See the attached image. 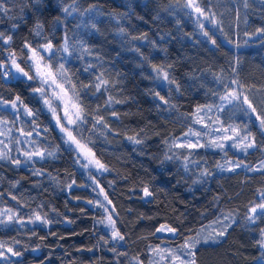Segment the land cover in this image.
<instances>
[{
    "label": "trees",
    "instance_id": "16d2710c",
    "mask_svg": "<svg viewBox=\"0 0 264 264\" xmlns=\"http://www.w3.org/2000/svg\"><path fill=\"white\" fill-rule=\"evenodd\" d=\"M6 2L10 11L0 14V31L11 34L13 40L10 48L0 44V58L12 49L19 53L26 39L43 42L32 31L37 20L43 23L46 36L55 37L53 42L57 45L62 42L67 25L70 42L83 38L101 57L99 61L95 55L84 59L71 57L66 67L72 82L79 88L80 84L93 81L100 72L117 82L116 87H110L107 92L89 89L83 97L92 116H104L108 125L84 134L90 137L93 143L89 146L109 169L100 175H92L112 201L118 213L117 226L125 240L110 241L107 245L102 242L101 238L107 239L110 233L96 223L103 218L99 208L88 203L94 200L93 181L88 172L74 165V154L63 151L60 134L51 123L50 115L43 111L36 122L41 128H49L47 143L61 145L57 157L19 168L0 162V210L11 209L25 221L23 225L0 226V241L9 244L13 239L20 241L15 247L24 252L19 258L21 264H39L40 260L45 264H135L133 258L137 256L143 264H150L149 246L175 247L185 237L196 235L200 229L211 226L229 213L236 223L218 241L197 245L196 264H256L254 258L262 251L256 244L260 238L258 229L264 227V222L257 221L256 226H248L244 217L252 203H259L258 191H264V172L221 171L216 165L223 162L225 156H236L250 165L263 160L264 136L258 127L251 126L257 147L239 156L232 150L223 154L206 147L177 148L178 153H174L172 142L192 125L191 115L196 107L213 99L215 83L210 73L238 78L247 87L264 90V44L252 40L237 48L217 35L209 34L216 39L217 47L208 38L195 34L183 16L175 14L176 0H78L79 7L97 5L104 13L98 17L99 33L89 32L88 35H84V29L75 27L78 21L72 17L63 18L60 12L63 5L58 0H42L39 10L31 7L32 0ZM70 2L64 0L65 4ZM243 10L251 30L264 27V10L258 3L248 9L243 6ZM122 13L129 15L119 25L109 19V14ZM57 16L63 20L59 26L54 24ZM13 24L17 25L15 29ZM120 26L127 29V38L117 35L116 29ZM142 33H147L149 41L155 40L159 47L154 49L148 42L131 41V36ZM135 47L150 58V64L164 65L170 77L180 85V91H175V85H172L173 91L169 92L163 84L149 79L154 73L150 64H142L138 54L131 50ZM88 64L96 65L95 69L85 72ZM169 64L171 69L166 67ZM232 67H236L235 74ZM36 86L31 84V87ZM157 91L175 107L169 108L158 97L154 98L151 93ZM17 94L34 111L41 108L30 94L28 83L0 81V96L10 100ZM109 95L125 102L105 109ZM112 111L118 116L113 117ZM0 115L9 121L13 119L10 111L0 112ZM30 119L21 122V127L27 131L31 130ZM87 127L91 128V121ZM16 134L14 128L13 139ZM44 136L41 133L35 139ZM129 136H136L143 143L135 144L128 140ZM12 149L14 151L15 147ZM186 152L191 157L189 164L182 160L187 156ZM166 155L173 159L165 160ZM33 168L40 169L45 175L34 176ZM204 169L211 172V176L201 177ZM73 180L75 186L69 189L67 185ZM145 185L153 192L147 199L142 198ZM36 210L47 213L48 219L54 222L50 225L29 223L28 217ZM161 224L177 228L180 235L175 238L159 233L152 235ZM37 245L39 250L31 251ZM113 248L115 252L111 250ZM117 253L125 255L118 256Z\"/></svg>",
    "mask_w": 264,
    "mask_h": 264
},
{
    "label": "snow or ice",
    "instance_id": "6c2138e0",
    "mask_svg": "<svg viewBox=\"0 0 264 264\" xmlns=\"http://www.w3.org/2000/svg\"><path fill=\"white\" fill-rule=\"evenodd\" d=\"M210 2V0H209ZM42 0H32L31 7L39 10V5ZM60 5V12L64 19L72 17L73 20L78 21L75 25L78 29H84V35H88L89 32L99 33V28L97 27L98 17L104 15L97 5H88L87 7L81 8L78 6V0H71L70 3L65 4L64 0H58ZM178 6H180L186 16H195V23L198 30L203 36L208 38L213 45H217L216 39L209 35L206 28L205 21L208 24L213 25L214 28L223 33V28L221 22L216 19V14L212 11L210 7L202 6V0H176ZM259 4L260 9L264 10V0H244L243 6L248 9L255 4ZM10 9L7 6L6 0H0V14H7ZM129 13L122 14H109L110 20H115L119 25L120 21L124 19ZM237 19H239V10H237ZM63 23L61 16L55 17L54 24L59 26ZM180 21L177 20V24ZM245 23H247V17H245ZM17 25L13 24L12 28L15 29ZM35 37L40 38L43 42H31L27 39L24 40L19 53L15 49L8 52L7 56L0 58V81L9 83L12 81L25 82L30 86V94L34 97L35 102L41 105V108L35 111L28 106L21 99V96L17 94L13 99H4L0 96V112L12 113L13 119L9 121L0 115V126L12 125L15 127L17 121L21 118L27 119L31 127L30 131H25L24 127L16 128L19 133V137L16 138L15 143L17 145L16 151L19 153L18 156L13 157L12 149L4 144V141L0 140V162H5L9 165L16 166L17 168L29 165H34L38 161H46L48 158H56L58 153L61 151V145H52L47 143L46 134L49 132V128H41L36 122L38 114L47 111L51 117V123L54 125L56 131H58L59 139L64 146L63 151L69 154H74L73 163L82 169H87L89 171V178L98 187V181H96L95 176L92 175V170L95 169L98 173L109 171L105 164H103L99 159H97L95 152H93L92 140L89 136H85V131L91 132L92 130L103 125L105 128L108 125L105 122L104 116L97 115L92 116V113L88 111V108L84 102L83 97L87 95L89 89H95V92H107L110 87H116L117 82L111 81L105 78L103 72L98 73L93 81L88 84H80L79 88L76 83L72 82V76L69 74V70L66 67V63L70 61V58L74 55L77 59H84L85 56H96L99 61L101 57L96 52V50L88 45L86 40L83 38L70 42L69 35L67 32V25H65V32L62 38V42L57 45L53 41L54 36L44 34V25L42 22L37 20L33 29ZM116 33L122 39L128 37V31L126 28L120 26L116 29ZM214 35V34H213ZM245 36H256L264 38V27L257 28L255 32L248 33L245 32ZM161 40L164 39L163 36L160 37ZM13 36L11 34H5L0 31V44L4 45L5 48L11 47V42ZM131 41H145L151 44L155 49L159 46L155 40L149 41L147 33H142L139 36H131ZM227 43H233L239 48V44L231 39L226 40ZM245 44L248 43L247 40L244 41ZM135 51L141 58V63H149L150 58L145 56L143 52L140 51L139 47L131 49ZM163 50V49H161ZM238 63V61H237ZM96 65L88 64L85 68V72L95 69ZM151 70L154 75L148 77L149 79L163 84L168 88L169 92L173 91L172 85H175V91H180V85L176 82L174 78H171L169 71L166 70L164 65L150 64ZM167 69H171L172 65L166 66ZM223 72V69L221 70ZM232 73H236V67H232ZM214 75V79L221 84L224 91L223 93L212 92V96L215 97L219 103L208 104V105H198L195 109L194 115L197 117L195 123L203 124L206 129L210 131L205 132L204 135H209L211 138L207 145H202L197 143H174L173 147L195 149L198 147H215L221 151H225L226 148L236 149L242 154H246L250 149H255L257 147L256 139L252 134L249 125L258 127L260 134L264 136V113L258 112L257 108L253 105L252 100L247 94L250 89L246 85L242 84L238 78L229 79L227 83H224L225 77L223 75ZM35 83L36 87H31V84ZM154 98L158 97L159 101L163 102L164 105H168L169 108H174L175 105L171 104L169 99L165 96L160 95V92L151 93ZM125 101L117 100L113 96H107L105 100V109L109 108L113 104L124 103ZM160 105L158 104V107ZM100 106H97L96 111H99ZM235 109L244 116L248 117V122L241 127L239 124H228L225 126V122L219 118L211 120L208 117V123H205L204 117L208 114L215 112L217 114H223L225 111ZM112 116L117 117L118 114L112 111ZM235 114V113H233ZM91 121V128L89 129L87 125ZM211 125H216L217 127L212 128ZM12 132V127H8L7 131H0V136H8ZM41 133L45 136L38 140L34 139L35 136H41ZM185 137L195 136L200 138V132H193L190 128L187 133L184 134ZM21 137L23 140H21ZM129 141L135 144L143 143L142 140L138 139L136 136H129ZM24 143L29 146L28 150L20 148L19 145ZM173 159L172 156H165V160ZM185 161H188V156H184ZM161 163H164L162 160ZM229 172H235L237 169H244L248 172H264V161H261L258 167H251L246 165L242 160H229L226 162ZM187 168V164H185ZM217 169L221 171L225 169L224 164H217ZM32 174L34 176L45 175L40 169L33 168ZM211 176V172L204 169L201 172V177ZM54 179V178H53ZM16 183H19L17 181ZM15 186V185H13ZM75 186V181L68 184L67 187L71 189ZM97 187H93V191H97ZM143 197L148 198L153 196V192L149 189L147 185L142 188ZM99 193H103V200L96 199L95 201H88L89 204H94L97 208L103 210V218L96 221V223L103 225L105 230L109 232L107 239L101 238L102 242L107 245L111 242H121L125 240V236L121 233L119 227L117 226L118 213L115 212V207L112 205V201L108 198L107 193H105L102 187L99 188ZM12 199H16L15 196ZM259 203H252L248 209V213L245 215L244 219L248 226H256L257 221L264 222V191H258ZM39 207H42L39 206ZM6 217V218H3ZM115 217V218H114ZM28 222L40 225H50L54 221L48 219L47 213H41L39 210L34 211V213L28 217ZM71 222V221H69ZM12 223H18L23 225L25 223L24 218L16 213H13L11 209H7L0 212V226H8ZM220 230L211 233L204 234V229H201L196 235H189L185 237L182 243L177 244L175 247H161L156 245L155 247L149 246V251L153 254V257H158V260L153 259L150 264H196V249L197 245L208 244L209 242L218 241L221 237L225 236L228 229L233 223H236L235 217L231 213L224 215L223 219H217L214 222ZM259 239L256 241L257 246L262 250L258 257H255L256 264H264V227H259ZM157 233H167L170 234L171 238L178 237L180 233L178 229L172 227L169 224H161L156 228L152 235ZM55 235V233H50ZM35 235V233H33ZM43 239V237H41ZM20 241L13 239L11 244L5 241H0V264H21L19 258L24 255L23 251L17 250L15 245H18ZM99 243V242H98ZM39 250V245L36 248L31 249V251L36 252ZM113 252L116 251L115 248L111 249ZM117 255H125V253H117ZM17 258V259H13ZM47 259V258H45ZM135 264H143V261L139 257H134ZM39 264H45L44 260H40Z\"/></svg>",
    "mask_w": 264,
    "mask_h": 264
},
{
    "label": "rangeland",
    "instance_id": "374dc122",
    "mask_svg": "<svg viewBox=\"0 0 264 264\" xmlns=\"http://www.w3.org/2000/svg\"><path fill=\"white\" fill-rule=\"evenodd\" d=\"M243 2H244V0H210V2H209V0H202V6L210 7L212 9V11L216 14V19L221 22V26L223 28V33H225L226 35L222 34L221 31L217 30L216 28L213 27V25L208 24L205 21L206 28H207L209 34L217 35L220 38V40H222L223 42H225L227 39H231V40L236 41L241 46V45H243L245 40H247L248 42H250L252 40H256L258 43L264 44V38H262V37L245 36V32L252 33L255 31L251 30V28L249 26V19L243 10ZM237 10H239V19H237ZM174 11H176L175 14H179L180 16H183L185 21L192 26V30H193V32H195V34H198L201 37H205L198 30V27L195 23V16L194 15L192 17L186 16L184 13V10L178 5L176 6ZM245 17H247V23H245ZM230 46H236V45L233 43H230ZM216 75H221V74H216ZM210 76L212 77V79L215 83V88H214L213 92H218V93L222 94L224 91L223 87L221 86L220 83H218L214 79V75L212 73H210ZM228 80H229V78L225 77L224 83H227ZM247 88L250 89V91H248L247 94L249 95V98L252 100L253 105L257 108V111L264 113V90L261 88L253 87V86H248ZM216 103H219V101L215 97H213L211 102H209L208 104H216ZM208 104H204V105H208ZM194 113H195V111H194ZM194 113L191 115L192 125L189 127V129L191 128L193 132H200L201 133L200 138H197L195 136L185 137L184 134L189 131V129H188L180 137H177L175 140H173L172 146L174 143H189V142L190 143H197L198 142L199 144L207 145V143L211 137L209 135H204V133L210 131V129H206L203 124L195 123V120L197 119V117L194 115ZM233 113H235V114H233ZM217 115H219V118L225 122V126H227L228 124H239V125H241V127H243V125L248 122V117L244 116L243 113H241L235 109H230V110L225 111L223 114H217L215 112V110H213V112L208 113L204 117L205 123H208V117H210L211 120H215L217 118ZM23 119L24 118H21V120H19L18 123L15 124V127H13L11 124L7 125V126H0V131H7L8 127H12V130H14V128L16 129V128L21 127V122ZM249 126L251 128L252 125H249ZM211 127L215 128L217 126L211 125ZM25 131H27V130H25ZM17 137H19L18 132H17L16 137L14 139L12 138V132L8 136H0V140L4 141V144H7L9 148L12 149V146L15 147L14 151L12 149L13 155H15V156L19 155V153L16 151L17 145L15 143V140ZM33 138L35 139V135ZM21 140H23L22 137H21ZM1 146L2 145H0V147ZM19 147L23 148L25 150H28V148H29V146L24 144V143H21L19 145ZM177 148H179V147H174V149H175L174 153H178ZM206 148L213 149L214 151L223 152V154H225L226 150H232L237 156L242 154V153L238 152L236 149H232V148H226L225 151H221L220 149L215 148V147H207L206 146ZM179 149H187V148H179ZM188 150H192V149H188ZM186 155L188 156V161H185L183 159L184 157L182 158V160L184 163L189 164L191 162L190 161L191 157L189 156V152H186ZM97 159H98V157H97ZM237 159L238 158H236V156H229V157L225 156V160H223V162L220 163V164L225 165V169L223 171H228L227 170L228 165L226 163L227 161L237 160ZM261 161H264V159ZM261 161H259L258 163H255L253 165H250V164L245 163V162L244 163L246 165L251 166V167H258ZM84 170L89 173V171L87 169H84ZM92 174L100 175V173H98L95 169L92 170ZM96 181H98V180H96ZM93 187H97V185L94 184V182L91 185V190L94 194V200L93 201H95L96 199L103 200V193H99V188L102 187V185L99 183V181H98V187H97L96 192L93 191ZM5 210L6 209H2V210H0V212H3ZM99 210L103 216L104 215L103 210L102 209H99ZM224 215H227V214H224ZM224 215H222L219 219L222 220ZM3 218H6V217H3ZM202 229L205 230L204 234L219 230L214 223L211 224V226L203 227ZM200 231H201V229H200ZM159 234L170 236V234H167V233H159ZM161 247H167V246L164 245ZM153 259L158 260V257H153V254H152L151 255V261ZM161 262H160V264H161Z\"/></svg>",
    "mask_w": 264,
    "mask_h": 264
},
{
    "label": "water",
    "instance_id": "95a60500",
    "mask_svg": "<svg viewBox=\"0 0 264 264\" xmlns=\"http://www.w3.org/2000/svg\"><path fill=\"white\" fill-rule=\"evenodd\" d=\"M147 199V198H146Z\"/></svg>",
    "mask_w": 264,
    "mask_h": 264
}]
</instances>
